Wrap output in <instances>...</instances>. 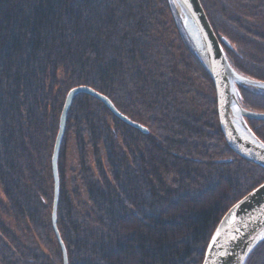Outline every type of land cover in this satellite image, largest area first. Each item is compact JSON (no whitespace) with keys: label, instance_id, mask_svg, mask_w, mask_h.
Wrapping results in <instances>:
<instances>
[{"label":"trees","instance_id":"trees-1","mask_svg":"<svg viewBox=\"0 0 264 264\" xmlns=\"http://www.w3.org/2000/svg\"><path fill=\"white\" fill-rule=\"evenodd\" d=\"M200 2L232 67L264 81V0ZM78 85L147 132L90 94L73 97L57 161L68 264H201L218 221L264 168L227 144L212 80L171 0H0V264H63L51 155ZM236 90L244 108L264 112V89ZM245 120L264 142V120ZM244 264H264V240Z\"/></svg>","mask_w":264,"mask_h":264},{"label":"water","instance_id":"water-1","mask_svg":"<svg viewBox=\"0 0 264 264\" xmlns=\"http://www.w3.org/2000/svg\"><path fill=\"white\" fill-rule=\"evenodd\" d=\"M188 39L207 70L215 91L220 129L229 147L242 158L264 168V142L248 126L245 118L264 120V112L244 108L237 97L236 83L260 88L263 80L248 78L237 72L226 57L220 40L212 28L200 0H171ZM264 89V88H261ZM77 93L90 94L103 102L109 110L125 123L142 132L147 128L121 113L104 94L86 85L70 88L65 95L59 116V124L51 155L53 176V200L51 208L52 228L62 253V263L68 264L65 245L56 225V209L59 191L58 154L63 138L66 116L73 97ZM264 181L233 203L215 226L204 250L201 264H244L252 250L264 240ZM219 232L214 247L213 236ZM226 253V255H222Z\"/></svg>","mask_w":264,"mask_h":264},{"label":"rangeland","instance_id":"rangeland-1","mask_svg":"<svg viewBox=\"0 0 264 264\" xmlns=\"http://www.w3.org/2000/svg\"><path fill=\"white\" fill-rule=\"evenodd\" d=\"M203 7V6H202ZM204 9V8H203ZM206 13V12H205ZM207 15V14H206ZM214 87V86H213ZM261 112H263V111H261ZM263 133V132H262ZM263 135H264V133H263ZM68 161H67V176L70 178V175L73 173V172H75V170H73V169H75V163H76V161H75V150H74V146H73V142L71 141L70 143H69V154H68ZM9 219V218H8ZM8 222V221H7ZM10 223V222H9ZM10 229L11 230H14L15 231V229H14V227H13V224H11L10 223Z\"/></svg>","mask_w":264,"mask_h":264},{"label":"snow or ice","instance_id":"snow-or-ice-1","mask_svg":"<svg viewBox=\"0 0 264 264\" xmlns=\"http://www.w3.org/2000/svg\"><path fill=\"white\" fill-rule=\"evenodd\" d=\"M259 87H260V88H264V84H260ZM262 187H264V186H262ZM219 235H220V233L217 232L216 235L213 236L212 244L209 245L210 248H211V247H214V246L218 243V241H217V237H218ZM251 251H252V248L249 247V252H251ZM222 255H226V253H222Z\"/></svg>","mask_w":264,"mask_h":264},{"label":"bare ground","instance_id":"bare-ground-1","mask_svg":"<svg viewBox=\"0 0 264 264\" xmlns=\"http://www.w3.org/2000/svg\"><path fill=\"white\" fill-rule=\"evenodd\" d=\"M257 136V135H256Z\"/></svg>","mask_w":264,"mask_h":264}]
</instances>
